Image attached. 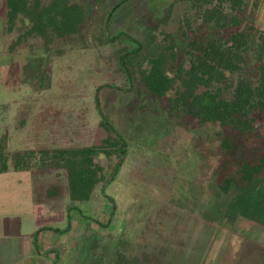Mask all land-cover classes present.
Here are the masks:
<instances>
[{"label": "rangeland", "instance_id": "rangeland-1", "mask_svg": "<svg viewBox=\"0 0 264 264\" xmlns=\"http://www.w3.org/2000/svg\"><path fill=\"white\" fill-rule=\"evenodd\" d=\"M72 1L92 18L119 0ZM6 10L0 0V264H264V170L240 185L235 171L259 157L264 115L256 112L254 133L199 126L168 102L184 89L178 78L164 96H139L137 82L104 86L128 84L118 56L136 42L156 55L170 38L184 74L219 34L264 30V0H126L107 31L130 40L82 47L78 33L49 51L9 30ZM247 57L253 77L255 56ZM101 115L127 144L115 178L72 210L62 192L57 204L36 205L32 181L60 185L64 175L15 170L14 152L87 145L103 133ZM220 138L232 141L230 154Z\"/></svg>", "mask_w": 264, "mask_h": 264}, {"label": "trees", "instance_id": "trees-1", "mask_svg": "<svg viewBox=\"0 0 264 264\" xmlns=\"http://www.w3.org/2000/svg\"><path fill=\"white\" fill-rule=\"evenodd\" d=\"M124 1H117L102 15L88 18L83 8L72 0H5V21L9 30L17 27L19 39L39 37L47 51L58 41L78 33L81 36L77 40L82 47L100 46L131 39L123 32L113 35L107 31L111 12ZM222 19L228 18L222 16ZM221 26L225 27V24ZM164 41L165 47L156 55L146 52L139 42L133 49L122 51L118 58L128 84L119 87L117 80H113L104 86L128 91L132 82H137L140 84L139 96L151 93L164 96L166 89L172 87L173 80L178 78L184 89L180 87L176 91L177 96L168 99L173 109L176 106L194 115L199 126L218 123L239 133L257 131L256 112L264 115V30L235 31L229 38L219 34L207 43L200 55L190 61L184 74L174 42L170 38H164ZM249 53L255 56L253 77L244 72ZM201 86L204 89L196 91ZM100 127L103 133L99 139L87 145L48 146L14 152L15 170L28 171L35 178L44 171H57L64 175V183L60 185L48 186L46 180L32 181L35 204L45 200L50 206L53 205L52 201L57 204L59 200L55 199L62 192L71 204L67 209L72 210L74 202L88 201L98 184L103 189L115 178L122 167L127 144L103 116ZM221 144L230 154L232 141L228 143L223 138ZM101 156L107 163H103ZM6 161L7 154L1 148L0 173L7 169ZM261 170H264V144L256 160L250 162L242 158L236 163L235 171L239 177L236 183L250 182ZM51 208L43 210V213L49 215ZM40 230L43 229L39 228L37 232Z\"/></svg>", "mask_w": 264, "mask_h": 264}, {"label": "crops", "instance_id": "crops-1", "mask_svg": "<svg viewBox=\"0 0 264 264\" xmlns=\"http://www.w3.org/2000/svg\"><path fill=\"white\" fill-rule=\"evenodd\" d=\"M36 205H37V204H36ZM41 231H42V230H40V231H39V232H37V233L39 234ZM58 249H59V248H58ZM60 249H61V246H60ZM58 261H60V260L58 259ZM58 261H57V262H58ZM57 264H58V263H57Z\"/></svg>", "mask_w": 264, "mask_h": 264}]
</instances>
